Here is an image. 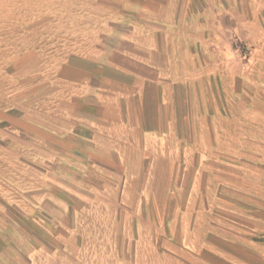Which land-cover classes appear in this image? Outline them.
<instances>
[{
    "label": "crops",
    "instance_id": "crops-1",
    "mask_svg": "<svg viewBox=\"0 0 264 264\" xmlns=\"http://www.w3.org/2000/svg\"><path fill=\"white\" fill-rule=\"evenodd\" d=\"M108 3L109 14L120 18L109 29L129 30L109 33L92 59L83 57L88 81L77 82L81 95L64 122L0 113V140L9 147L0 151V178L6 156L20 163L26 154L35 176L21 193L1 197L0 216L14 206L30 222H64L69 236L83 220L85 193L126 206L129 199L146 205L156 196L150 191H158L174 205L184 198L190 212L201 192L212 200L207 205L220 200L237 212L221 216V229L204 231L205 256L198 264H264L261 0ZM245 30L254 46L247 91L237 48ZM213 78L231 80L221 97L206 85ZM178 219L196 222L198 215L185 212Z\"/></svg>",
    "mask_w": 264,
    "mask_h": 264
},
{
    "label": "rangeland",
    "instance_id": "rangeland-1",
    "mask_svg": "<svg viewBox=\"0 0 264 264\" xmlns=\"http://www.w3.org/2000/svg\"><path fill=\"white\" fill-rule=\"evenodd\" d=\"M260 8L263 23L264 0ZM118 20L117 15L109 14L108 0H0V113L34 123L64 122V112H71L81 95L77 82L88 81L83 75L90 67L85 58L92 59L99 45L108 43L109 33L129 30L109 29L110 23L118 26ZM260 33L262 36L264 31ZM250 34L245 30V40L237 44L246 70V91L253 85L254 46L246 41ZM230 82L213 78L206 85L221 97ZM249 95L245 94L246 102L251 101ZM251 111L246 110V117H252ZM8 148L0 140V151ZM5 161L0 200L21 193L35 178L27 154L20 163L15 159L12 163L11 156ZM151 193L156 196L149 197L148 204L136 205L129 199L133 203L126 206L117 199L85 193V205L79 207L83 220L69 236L64 222L62 226L30 222L10 206L0 216L2 264H198L205 256L204 231L209 226L221 229V216L235 217L237 212L234 207L230 213L220 200L207 205L212 200L201 192L200 204L190 207V212L184 198L174 205L158 196L160 192ZM185 212L198 215L196 222L179 221L178 214ZM206 215L213 219L205 221Z\"/></svg>",
    "mask_w": 264,
    "mask_h": 264
}]
</instances>
